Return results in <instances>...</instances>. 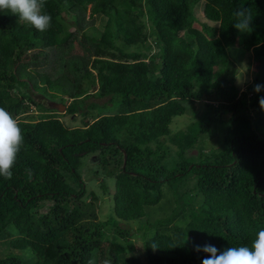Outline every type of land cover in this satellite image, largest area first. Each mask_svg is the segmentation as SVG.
Instances as JSON below:
<instances>
[{"label": "trees", "instance_id": "trees-1", "mask_svg": "<svg viewBox=\"0 0 264 264\" xmlns=\"http://www.w3.org/2000/svg\"><path fill=\"white\" fill-rule=\"evenodd\" d=\"M237 8L252 14L250 33L233 27ZM199 10L212 25L191 24ZM44 11V32L0 13V107L24 136L11 179L0 177V264H201L195 245L250 246L264 227V89L253 91L264 85V0H46ZM149 40L154 55L134 48ZM251 57L241 84L236 66L248 72ZM36 93L59 96L82 125L30 115ZM206 134L215 144L204 152ZM94 152L106 218L78 172ZM143 216L135 249L123 226Z\"/></svg>", "mask_w": 264, "mask_h": 264}, {"label": "clouds", "instance_id": "clouds-1", "mask_svg": "<svg viewBox=\"0 0 264 264\" xmlns=\"http://www.w3.org/2000/svg\"><path fill=\"white\" fill-rule=\"evenodd\" d=\"M45 4L46 0H0V13L11 14L17 17V22L44 32L51 26L52 21V17L44 11ZM233 17L232 24L237 31H252V14L247 9L237 8ZM262 89L264 85L255 84L253 91L259 93ZM259 105L264 109V96L259 98ZM23 144L24 136L17 120L0 107V177L11 179V169ZM89 154L93 159H98L95 152ZM195 251L207 254L201 264H264V227L256 232L250 246L227 247L221 250L215 245L205 244L195 245Z\"/></svg>", "mask_w": 264, "mask_h": 264}, {"label": "rangeland", "instance_id": "rangeland-1", "mask_svg": "<svg viewBox=\"0 0 264 264\" xmlns=\"http://www.w3.org/2000/svg\"><path fill=\"white\" fill-rule=\"evenodd\" d=\"M204 18L203 16V11L199 10L197 12L196 18L195 20H193L191 22V24L195 27L201 28L202 23L200 21H202ZM205 19V18H204ZM105 23V18L103 16H96V18L94 19L93 22V26L95 28L98 29H102V27L104 26ZM205 23L212 25L213 22L208 21L205 19ZM71 30L73 29L72 27H70ZM146 45H142L140 47H134L136 50L145 52L146 54H148V56H152L154 55V53L157 51V46L154 45V43H152V41H148L147 43H145ZM80 52L81 49L77 48H73L72 50H75ZM229 59L233 60L236 63V60H238V57L240 58L242 55L240 52H238L237 50L235 52H229ZM244 56V55H243ZM242 59V58H241ZM251 66L249 67L248 72H245L247 69V61L241 63V64H237L236 69L237 72L240 73V71L243 72V76L241 77L240 80H237L238 82L240 81L241 84L247 79L250 81L251 78V73L253 71L254 66H256V62L253 60V57H251ZM88 66H90V63L88 64ZM244 87V85H242V88ZM34 98L36 99V101L38 102V105L36 104H30V108L28 113L30 115H39V114H50V115H54L57 116L66 126H68L69 128H73L75 126L80 127L82 125L81 123V119L79 114L76 115V118H73L71 114H68L66 111V102L60 100V97H55V98H49V99H45L42 97L41 94H34L33 95ZM90 100H93L95 102H97L99 105H103L106 104L110 107L113 106L112 103H110L108 98H100V99H93L91 98ZM90 100H88L87 102H89ZM42 104L44 105V107L40 106ZM114 106L117 107V104L114 103ZM196 107H198V105H196ZM88 110L92 111L93 109L88 108ZM99 110V109H98ZM107 108L103 109V112H106ZM102 113V112H100ZM95 115V114H93ZM24 117V116H23ZM192 120V116L190 115V113L182 115V116H176L173 118V121L170 125L171 131L175 132L177 131L179 128H183L189 121ZM217 125V124H216ZM214 125V126H216ZM223 125L224 123L222 122V124H218L216 126L217 128V132L220 133L223 129ZM213 126V127H214ZM213 127H212V132H213ZM204 140L205 143L203 145V147H201V150L206 152L209 151L211 149H213L214 146H212L213 144H215V135L213 136H209V134H206L204 136ZM167 143H170L168 140L166 141ZM195 152V151H194ZM98 159L94 158L93 156L89 153H84L83 158H81V165L78 167V172L81 175V178L85 181V183L87 184V189L88 191H97L101 197L99 200V203L97 201V206L96 208L98 209V216L101 218H106L111 205H112V200H111V193H102V189L100 188V181L99 178H101V175H99V177H96V175H93L92 173L96 171V163H97ZM114 181L113 180H109V182L107 181V187L108 189L112 192L113 191V186H114ZM192 186V180L189 179V181L181 188V191L183 189H188ZM166 198L169 199L170 197V193L167 192L165 194ZM166 200V199H165ZM170 200V199H169ZM172 201V200H171ZM199 201V197H197L195 199V203L198 204ZM165 205H168L166 202H163V204L161 205H157L154 207L149 208V213H150V217H159L162 215V211L165 209ZM145 222V216H143L142 218H140V220L134 222H128V226H123V228L125 229H130L132 230V233L129 235V239L131 242L134 243L135 249L141 247V240L138 237V227ZM152 232H149V234H151ZM108 232H107V234ZM110 239H112V236L109 237ZM0 247L3 248L4 247V242L0 241Z\"/></svg>", "mask_w": 264, "mask_h": 264}]
</instances>
